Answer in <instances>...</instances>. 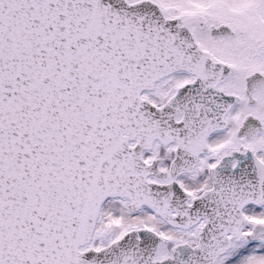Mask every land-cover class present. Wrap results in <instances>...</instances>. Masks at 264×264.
Here are the masks:
<instances>
[{"label": "snow or ice", "instance_id": "6c2138e0", "mask_svg": "<svg viewBox=\"0 0 264 264\" xmlns=\"http://www.w3.org/2000/svg\"><path fill=\"white\" fill-rule=\"evenodd\" d=\"M0 264H264V0H0Z\"/></svg>", "mask_w": 264, "mask_h": 264}]
</instances>
